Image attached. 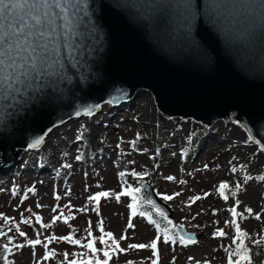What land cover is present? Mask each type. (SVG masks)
Segmentation results:
<instances>
[{
  "label": "rangeland",
  "instance_id": "1",
  "mask_svg": "<svg viewBox=\"0 0 264 264\" xmlns=\"http://www.w3.org/2000/svg\"><path fill=\"white\" fill-rule=\"evenodd\" d=\"M78 135L80 140L76 139ZM88 141L101 142L104 147L93 148ZM132 141L136 142L135 147L130 143ZM82 154L84 157L77 160L76 156ZM55 169L58 172L55 173ZM133 171L146 175L134 177ZM120 172L125 176L121 177ZM261 175H264V152L240 126L224 120L207 126L193 119L165 117L158 110L153 95L142 92L135 100L117 106L106 103L97 115L54 128L38 149L28 150L14 166L0 171V214H3L0 230L7 233L1 241L7 243V236L13 237L10 264H68L73 259H87L92 253L82 245L92 237L97 238V249L104 247L98 239L102 235L97 226L101 221L105 232H112L115 239L120 240L121 235L128 237L120 240L123 248L132 243L148 244L156 237L157 229L146 216L139 215L141 206L132 216L127 207L132 202L131 197L122 196L119 202L115 198L129 185L140 187L138 180L143 178L149 180L159 198L173 210V225L183 224L188 232L199 235L195 244L185 246L178 241L165 244L163 233H160L159 264H197V261L200 264H228V252L235 253L236 250L231 207L243 214L235 220L241 230L248 233V239L264 241V181L257 179ZM168 176L175 180H167ZM246 176L252 179L245 180ZM224 179L236 194L217 205L209 197L214 190L216 192L217 183ZM181 180L186 183H180ZM13 188L16 190L14 195ZM30 188L35 191L29 192ZM98 191H110L112 195L101 197L97 205L88 197ZM165 195H172L173 199L165 200ZM57 196L60 199H56ZM194 196L201 199L192 201L190 198ZM236 200L240 201L239 205ZM97 207L98 211L95 210ZM213 207L219 213L213 211ZM248 207L253 209L252 214L246 211ZM148 209L144 207V211ZM257 213L260 219H256ZM21 214L32 223L23 224ZM33 214L39 215L43 224L51 226L42 228ZM3 216L12 220L5 223ZM54 216L59 219L53 224ZM65 216L72 218L65 223ZM129 218L131 228L128 227ZM16 224H20L25 237L16 232ZM90 225L91 237L87 233ZM218 227L223 229L225 236L213 235ZM37 233L42 243L33 249L26 241L36 239ZM69 234L80 239L81 245L53 240L48 249L43 247L48 243L46 237ZM221 240L226 250L218 245ZM108 243L111 244V240ZM17 244L24 247L17 249ZM260 245L262 248L255 261L264 264V243ZM46 251H54L55 255L44 260ZM65 253H68L67 258ZM96 256L104 259L102 252ZM154 258L150 248L128 250L113 255L109 264H126L127 261L151 264ZM236 259L238 257L234 255L233 260Z\"/></svg>",
  "mask_w": 264,
  "mask_h": 264
},
{
  "label": "water",
  "instance_id": "2",
  "mask_svg": "<svg viewBox=\"0 0 264 264\" xmlns=\"http://www.w3.org/2000/svg\"><path fill=\"white\" fill-rule=\"evenodd\" d=\"M160 2L87 0L79 47L62 52L60 66L25 96L0 99V171L38 149L54 128L142 92H150L167 117L238 124L264 152V20L245 21L238 11L212 19L209 0H192L197 15L189 29L174 12L162 14L155 7ZM144 190L154 210L173 218L150 182ZM176 232L199 238L184 227Z\"/></svg>",
  "mask_w": 264,
  "mask_h": 264
},
{
  "label": "snow or ice",
  "instance_id": "3",
  "mask_svg": "<svg viewBox=\"0 0 264 264\" xmlns=\"http://www.w3.org/2000/svg\"><path fill=\"white\" fill-rule=\"evenodd\" d=\"M87 0H0V99L16 101L17 97H23L27 94L35 82H38L42 77L48 75L53 70L57 69L61 64L62 52L73 53L79 45L77 44L78 38L82 35L79 31L84 16L87 15ZM155 7L162 14L174 12L179 18L182 26H187L189 29L192 26V22L196 19V11L193 6L192 0H161V2ZM209 15L210 18L216 19L221 12H227L232 15L233 11H238V14L243 16L245 21L250 22V17L259 16L264 20V0H209ZM246 32H251V25ZM112 101H109L111 103ZM94 107H99L96 105ZM88 115H92L91 109H85ZM80 115L79 112L76 113ZM139 137V134H138ZM43 137L37 138L29 147H36L42 142ZM77 140L81 139V136L76 137ZM135 147V141L130 142ZM66 155V154H65ZM77 160L82 159L81 156H76ZM64 167H71V165H64ZM207 167V165H205ZM235 172L236 169L232 168ZM121 177L125 176L124 172H120ZM134 177H141L146 173H138L133 171L131 173ZM167 180H175V177L168 176ZM251 176H246L245 180H251ZM257 179L264 181V175L258 176ZM180 183H186L181 180ZM144 185L140 187H132L131 185L125 187L120 193L116 194L115 198L119 202L122 196L131 197V203L127 205L131 209V215L137 214L138 208L142 204L154 205L151 199L145 200L139 194L141 193ZM228 188L227 182H222L219 185L220 195L227 200L228 196L225 195V189ZM236 190H240V185H236ZM15 188H13V195L15 194ZM29 192L35 191L34 188L28 189ZM234 191L232 195H235ZM112 193L110 191H98L94 195L89 196V201H96L99 204L101 197H109ZM175 195H179L176 193ZM207 195V193L205 194ZM27 198L25 195L24 199ZM56 199H60L59 196ZM165 200H172V195L163 196ZM192 201L201 199L200 196H194L190 198ZM240 201L236 200V205H239ZM38 207L40 205H37ZM155 207V206H154ZM86 209H81L84 211ZM98 211L97 209H95ZM30 211V210H29ZM56 211V209H53ZM233 217L231 224L235 225V237L233 243L236 244L235 253L228 252V264H253L252 256L250 255V248L245 244V238L248 236L247 232L241 230L240 225L236 222L235 217L242 216L243 214L237 211L236 207L229 209ZM246 211L249 214L253 213V209L248 207ZM155 212L163 218L166 222L165 226L161 227V223L153 219L152 213L147 211H140V216H146L151 224H154L157 229V235L150 243H132L127 248L120 246V240H126V235H121L120 240L114 238L112 232H105L103 227V221L97 226L100 229L102 235L99 236V242L104 245L103 248L97 249L95 247L96 237H92L82 247L88 249L92 255L87 259H73L68 261V264H109V261L113 258V255L117 253H125L128 250H138L150 248L152 250L151 264H159V251L158 241H160V233H163V242L165 244L171 242L181 245L195 244L196 240L192 234H180L176 232L173 234L172 229L177 227L183 229V224L177 226L173 225L172 221L168 219L167 215L159 207H155ZM3 214H0L2 216ZM35 215L36 222L41 224L42 228L50 227L49 224H43L42 218L39 215ZM63 216V212H61ZM256 219H260V215L255 214ZM71 216H65L64 222L67 223ZM59 217H53L52 223L54 224ZM5 223H8L12 218L3 216ZM21 221L23 224H31L30 218H24L21 214ZM226 223H228L226 221ZM128 227H133L131 218H129ZM15 230L20 237H25L26 233L20 230V224L15 225ZM11 231V229H9ZM88 236H92L91 225L87 229ZM3 230H0V237L6 236ZM214 236L223 237L226 233L222 229H217L213 233ZM40 234L37 233L36 239H28L26 242L31 245L33 249L37 245L42 243L39 238ZM107 237V239H106ZM8 244L3 245L5 252H11L12 248L9 245L12 243L13 237L7 236ZM48 243H44L43 247L48 249V244L53 240H63L70 244L81 245L80 239H74L71 234L61 237L50 236L45 238ZM111 240V244L108 241ZM237 240L239 243H236ZM254 244H261L264 241L253 240ZM23 244L15 245V248H23ZM102 252L104 259H100L96 256V253ZM35 255V253H33ZM54 251H46L43 259L48 260L54 256ZM73 255L81 256V253H74ZM237 256L238 259L233 260V256ZM68 253H65L67 258ZM191 260L192 258L189 257ZM5 264L7 260L5 258ZM126 264H133V261H127ZM197 264H200L197 261ZM207 264V262H204Z\"/></svg>",
  "mask_w": 264,
  "mask_h": 264
},
{
  "label": "trees",
  "instance_id": "4",
  "mask_svg": "<svg viewBox=\"0 0 264 264\" xmlns=\"http://www.w3.org/2000/svg\"><path fill=\"white\" fill-rule=\"evenodd\" d=\"M88 144H89V146H91V147H96L97 149H102L104 146L102 145V143L101 142H97V141H88L87 142ZM86 145V144H85ZM86 147V146H85ZM93 148H91V149H93ZM226 148V147H225ZM87 149V148H86ZM90 149V148H89ZM81 157L83 158L84 157V154H82L81 155ZM57 170V169H56ZM57 172H58V170H57ZM229 173V172H228ZM228 176H229V174H228ZM5 177V176H4ZM146 181H149V180H146V179H143V178H140L139 180H138V183L139 184H143L144 182H146ZM222 182H227V184H228V188H226L225 189V195H227V196H229V195H231V196H233L232 195V190H230V188H229V182L226 180V179H224V180H220L218 183H217V187H216V192H215V190L213 191V193H212V195L209 197L212 201H215V204H217V205H221V203H225V199H223V197L220 195V193H219V185L222 183ZM143 194H144V191H143V189H142V191H141V193L139 194L141 197H143ZM209 194V193H208ZM144 207L145 208H150V210H151V212H152V217H153V219H155V220H157L158 222H160L161 223V227H165V226H168V225H166V222L163 220V218L162 217H160L159 215H157L154 211H153V209L151 208V207H149L148 205H146V204H142L141 205V208H140V210H139V212L140 211H144ZM214 208V207H213ZM213 211H215V212H217V213H219V210L218 209H213ZM147 212H150L149 211V209H148V211ZM217 220V219H216ZM172 221V220H171ZM172 223H173V221H172ZM154 225V224H153ZM155 226V225H154ZM168 227H170V226H168ZM217 229H222V228H220V227H218V228H216L214 231L216 232V230ZM223 230V229H222ZM172 232L175 234V231H174V229H172ZM1 239H2V237H0V264H5V258H6V260H7V264H10V257H11V252H5L4 251V249H3V245L4 244H8V242L7 243H3L2 241H1ZM245 244L250 248V254H251V256H252V262H253V264H259V262H257V261H255V258H256V256H257V254H259V251H260V249L262 248L261 247V245L260 246H258V245H252V242H251V240H249L248 239V237H246L245 238ZM218 245L220 246V248L221 249H223V250H226L227 249V247L226 246H224L223 245V242H222V240L221 241H219V243H218ZM9 247H11L12 248V246H11V244L9 245ZM261 253V252H260ZM201 264H204V262L203 263H201ZM207 264H211V263H209V262H207Z\"/></svg>",
  "mask_w": 264,
  "mask_h": 264
},
{
  "label": "bare ground",
  "instance_id": "5",
  "mask_svg": "<svg viewBox=\"0 0 264 264\" xmlns=\"http://www.w3.org/2000/svg\"><path fill=\"white\" fill-rule=\"evenodd\" d=\"M23 154V153H22ZM21 157H22V155H21Z\"/></svg>",
  "mask_w": 264,
  "mask_h": 264
}]
</instances>
